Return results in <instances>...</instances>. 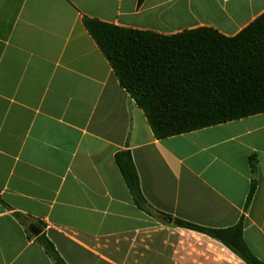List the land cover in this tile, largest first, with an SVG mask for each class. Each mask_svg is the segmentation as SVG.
<instances>
[{"label": "crops", "instance_id": "crops-1", "mask_svg": "<svg viewBox=\"0 0 264 264\" xmlns=\"http://www.w3.org/2000/svg\"><path fill=\"white\" fill-rule=\"evenodd\" d=\"M138 2L0 0V264L54 263L31 226L66 264H219L223 254L245 264L174 220L219 230L243 220L264 262V113L158 140L84 25L232 38L264 14V0ZM123 151L152 215L117 165Z\"/></svg>", "mask_w": 264, "mask_h": 264}, {"label": "trees", "instance_id": "trees-1", "mask_svg": "<svg viewBox=\"0 0 264 264\" xmlns=\"http://www.w3.org/2000/svg\"><path fill=\"white\" fill-rule=\"evenodd\" d=\"M84 25L158 140L264 113V14L232 38L206 27L165 36L89 18ZM116 162L135 203L152 215L131 153L119 152ZM250 162L256 174V158ZM255 191L253 180L246 209ZM14 216L23 224L27 220ZM173 224L220 242L245 264H264L245 243L243 220L223 230L182 220ZM35 240L53 264H66L45 233Z\"/></svg>", "mask_w": 264, "mask_h": 264}, {"label": "water", "instance_id": "water-1", "mask_svg": "<svg viewBox=\"0 0 264 264\" xmlns=\"http://www.w3.org/2000/svg\"><path fill=\"white\" fill-rule=\"evenodd\" d=\"M30 232L34 236H39L41 234V230L38 227H36V226H31L30 227Z\"/></svg>", "mask_w": 264, "mask_h": 264}, {"label": "rangeland", "instance_id": "rangeland-1", "mask_svg": "<svg viewBox=\"0 0 264 264\" xmlns=\"http://www.w3.org/2000/svg\"><path fill=\"white\" fill-rule=\"evenodd\" d=\"M219 264H233L231 261L226 260L223 254V257L221 258V260L219 261Z\"/></svg>", "mask_w": 264, "mask_h": 264}]
</instances>
